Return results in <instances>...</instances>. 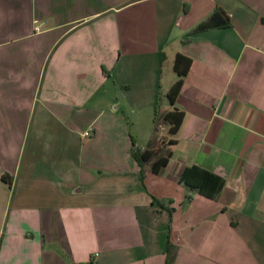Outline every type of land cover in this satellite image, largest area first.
<instances>
[{"label":"crops","instance_id":"obj_1","mask_svg":"<svg viewBox=\"0 0 264 264\" xmlns=\"http://www.w3.org/2000/svg\"><path fill=\"white\" fill-rule=\"evenodd\" d=\"M0 264H264V0H0Z\"/></svg>","mask_w":264,"mask_h":264},{"label":"trees","instance_id":"obj_2","mask_svg":"<svg viewBox=\"0 0 264 264\" xmlns=\"http://www.w3.org/2000/svg\"><path fill=\"white\" fill-rule=\"evenodd\" d=\"M211 21L204 23L203 26L209 25V23ZM179 84H180V81L177 80L176 82H174L171 85V87L167 91V96L169 98L170 103L172 102L171 97L177 91ZM173 113L174 112H172V113L167 112V113L163 114V120H165L169 123V126L167 128V132L170 134H172L176 131V129L179 125V122L182 118V113L177 112L178 115L176 117V120L173 121L172 117H171V114H173ZM154 122H155V120H154ZM154 131H155V126H154ZM144 153H146V156H150L152 154L150 151H146L145 149H143L141 151H137V150L133 151V155L137 158V160L139 162H142L145 159ZM169 156H170V152H168V151H165L163 154L158 155L157 158L151 162L150 170L153 173H157L166 164ZM192 168H193V166L189 167L188 170H191ZM180 179L185 185H188L190 187L197 189V191L200 194H202L206 197H214L222 185V179H220L219 177H217V176H215L209 172L203 171V170H201V177L197 181H195V183H191L190 181H187V176H185V169L182 171V174L180 175Z\"/></svg>","mask_w":264,"mask_h":264},{"label":"rangeland","instance_id":"obj_3","mask_svg":"<svg viewBox=\"0 0 264 264\" xmlns=\"http://www.w3.org/2000/svg\"><path fill=\"white\" fill-rule=\"evenodd\" d=\"M165 81V77L162 76L161 78V83L163 84ZM161 99L160 97L157 98L156 100V103L159 107V105L161 106ZM87 133H89V130H87ZM90 134V133H89ZM88 134H86L85 136L87 137ZM166 136V131H164V129H162V125H160V122H158L156 125H155V131H154V137L155 139L157 140H161V139H164V137Z\"/></svg>","mask_w":264,"mask_h":264},{"label":"built area","instance_id":"obj_4","mask_svg":"<svg viewBox=\"0 0 264 264\" xmlns=\"http://www.w3.org/2000/svg\"><path fill=\"white\" fill-rule=\"evenodd\" d=\"M35 30H37V28H35ZM86 134H88L87 131H84L83 132V135H86Z\"/></svg>","mask_w":264,"mask_h":264}]
</instances>
